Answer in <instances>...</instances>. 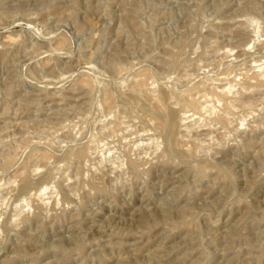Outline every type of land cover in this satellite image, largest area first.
I'll use <instances>...</instances> for the list:
<instances>
[{
    "label": "rangeland",
    "instance_id": "obj_1",
    "mask_svg": "<svg viewBox=\"0 0 264 264\" xmlns=\"http://www.w3.org/2000/svg\"><path fill=\"white\" fill-rule=\"evenodd\" d=\"M263 66L264 0H0V264H264Z\"/></svg>",
    "mask_w": 264,
    "mask_h": 264
},
{
    "label": "bare ground",
    "instance_id": "obj_2",
    "mask_svg": "<svg viewBox=\"0 0 264 264\" xmlns=\"http://www.w3.org/2000/svg\"><path fill=\"white\" fill-rule=\"evenodd\" d=\"M229 52V51H228ZM262 66V65H261ZM264 67V66H263ZM264 70V69H263ZM260 71V70H259ZM264 74V73H263ZM230 85V84H229ZM228 86V85H227ZM191 88V87H190ZM225 88H228V87H225ZM153 89V88H152ZM187 89V88H186ZM218 90V89H217ZM223 90V89H222ZM220 91V90H219ZM223 92V91H222ZM221 92V93H222ZM230 92V91H229ZM152 93V92H151ZM167 96H169L168 95V93H166L165 91H163V92H161V94L159 95V99H160V101H161V103H163V105H165L166 104V102H167V99H168V97ZM225 96V95H224ZM184 97V96H183ZM184 99V98H183ZM229 101V100H228ZM207 102H209V100L207 101ZM230 102V101H229ZM181 103V102H180ZM209 103H211V102H209ZM183 104H189V101H185V102H183ZM202 104V103H201ZM205 104V103H204ZM192 105V104H191ZM209 105V104H208ZM208 105H204V107H203V109H206L207 107H209ZM249 105V104H248ZM202 106V105H201ZM237 107V106H236ZM168 111H172L171 109H168ZM172 113V112H171ZM184 117V116H183ZM187 118V117H186ZM169 119V121L166 123V129H167V131H168V134H169V141H170V147L172 148V149H174L175 148V146H176V137H175V133H174V130L176 129V126H177V122H176V120H175V116L173 117V118H170V117H168L167 118V120ZM185 119V118H184ZM243 126V125H242ZM184 127V126H183ZM164 128V127H163ZM185 128V127H184ZM187 129H188V127H187ZM196 131V130H195ZM201 142V141H200ZM181 145V144H180ZM205 148V147H204ZM227 159V158H226ZM11 178V177H10ZM42 191H44V190H42ZM42 191H41V193H42ZM48 192V191H47ZM40 194V193H39ZM40 196V195H39ZM42 196V195H41ZM43 197V196H42ZM52 197V196H51ZM50 197V198H51ZM41 199V198H40ZM43 200V199H42ZM46 200V199H45ZM60 202V201H59ZM29 204V203H28Z\"/></svg>",
    "mask_w": 264,
    "mask_h": 264
}]
</instances>
